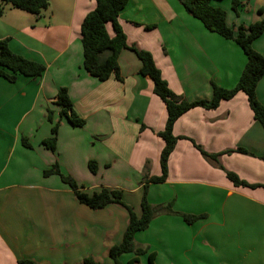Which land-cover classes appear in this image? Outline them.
<instances>
[{"label": "crops", "instance_id": "0c3cea01", "mask_svg": "<svg viewBox=\"0 0 264 264\" xmlns=\"http://www.w3.org/2000/svg\"><path fill=\"white\" fill-rule=\"evenodd\" d=\"M214 1L237 30L264 19V0ZM96 0H51L39 17L8 5L0 18V40L17 55L45 65L41 78L0 77V264H82L87 257L115 264L109 249L119 245L129 213L117 204L93 210L81 204L60 177L44 176L57 161L87 193L102 188L124 192V201L141 213L145 178L161 175L165 142V103L154 94L149 76L131 50L119 57L114 74L101 82L84 68L81 27ZM119 23L130 46L149 51L172 92L184 101H208L213 85L234 88L247 63L233 41L211 32L181 0H130ZM114 37L113 26L107 25ZM264 56V33L253 43ZM66 88L82 128L61 120L56 152L42 145L60 119V89ZM264 105V78L257 86ZM145 126L144 129L142 127ZM181 137L169 161L165 183L150 184L151 204H173L135 236L148 248L141 264H264V188L235 187L226 174L195 147L210 154L242 148L254 156L223 155L221 164L251 185H264V128L246 94L221 102L215 110L195 108L175 124ZM27 139L32 148L23 145ZM98 163L93 174L89 162ZM182 214L206 215L187 224ZM134 254L120 257L128 264Z\"/></svg>", "mask_w": 264, "mask_h": 264}, {"label": "trees", "instance_id": "16d2710c", "mask_svg": "<svg viewBox=\"0 0 264 264\" xmlns=\"http://www.w3.org/2000/svg\"><path fill=\"white\" fill-rule=\"evenodd\" d=\"M130 0H96V8L84 19L81 27L82 45L84 53V68L93 77L101 82L108 81L114 74L122 80L119 74V57L124 50L133 51L139 61L141 68L139 74L149 76L154 83V94L157 95L167 107V123L165 129L158 133V136L165 142L161 153V175L145 178L143 182V197L141 201V213L137 215L133 207L124 201V192L118 189L102 188L92 194L87 193L76 180L65 175L59 163L56 161L53 166L44 171V176L56 175L63 183L68 185L75 193L78 201L93 210H101L109 205L117 204L123 206L129 213V223L124 233L123 240L119 245L109 249V257L115 264H122L120 257L125 254H134V258L128 264H141L140 257L149 252L148 248L136 245L135 236L139 232L146 231L152 221L161 214L174 213L173 204L166 206H155L148 198L150 184L165 183L169 177V161L175 147L181 137L174 134L176 122L184 114L195 108L207 110L217 109L221 102L232 100L238 93L246 94L249 106L254 113L255 119L264 128V105L257 97V86L264 78V56L258 53L253 43L264 33V19L251 24L248 27L242 26L237 30L231 28L227 23V12L213 5L214 1L220 0H181L185 10L194 18L199 20L207 30L214 32L226 40L233 41L244 52L247 63L237 83L232 89H224L213 85V98L208 101L188 102L177 97L169 88L168 82L163 78L161 70L157 67L153 55L146 50L139 49L135 45L130 46L120 23L119 16ZM51 0H0V18L4 15L5 7L10 5L15 9L39 17L50 6ZM233 9L237 12L241 2L232 0ZM113 26L114 37L109 35L107 25ZM46 71L45 65L28 60L15 54L9 47V40H0V77L10 83L17 82L19 76L29 78H41ZM57 105L61 108L60 119L54 121V113L48 110V120L53 124L51 137L44 140L42 145L52 152H56L58 144L59 129L61 120L66 118L68 122L77 128L86 125V120L80 118L74 110L73 103L69 97L68 90L62 88L57 95ZM145 126L142 127L144 129ZM23 145L32 148L27 139H22ZM195 147L202 156L222 170L235 187L264 188V185H251L242 180L236 173L228 171L221 163L223 155L239 153L242 155L254 156L249 151L238 148L230 149L218 154H210L197 145ZM264 161V157L260 158ZM89 169L93 174L99 171L98 163L94 160L89 162ZM189 225L205 219L206 215H181ZM150 264H154L155 254L151 253ZM19 264H35L30 259H22ZM82 264H101L92 257L84 259Z\"/></svg>", "mask_w": 264, "mask_h": 264}, {"label": "rangeland", "instance_id": "374dc122", "mask_svg": "<svg viewBox=\"0 0 264 264\" xmlns=\"http://www.w3.org/2000/svg\"><path fill=\"white\" fill-rule=\"evenodd\" d=\"M220 163H221V160H220Z\"/></svg>", "mask_w": 264, "mask_h": 264}]
</instances>
